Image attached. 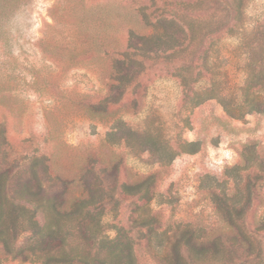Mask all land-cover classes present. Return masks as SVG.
<instances>
[{"label":"rangeland","instance_id":"rangeland-1","mask_svg":"<svg viewBox=\"0 0 264 264\" xmlns=\"http://www.w3.org/2000/svg\"><path fill=\"white\" fill-rule=\"evenodd\" d=\"M0 194L85 199L72 235L137 264H264V0H0Z\"/></svg>","mask_w":264,"mask_h":264},{"label":"trees","instance_id":"trees-1","mask_svg":"<svg viewBox=\"0 0 264 264\" xmlns=\"http://www.w3.org/2000/svg\"><path fill=\"white\" fill-rule=\"evenodd\" d=\"M90 207V202L85 199L74 200L65 209L62 203L44 198L31 201L14 194H0V253L13 260L33 264H137L128 239L99 237L98 234L104 230L97 217L91 218ZM11 214L15 215L11 229L15 230L16 225L21 227L22 220L28 225L24 228L29 234L24 246L18 245L17 238L12 241L7 238L11 229L5 222V216ZM76 215L82 216L97 230L98 236L90 246L74 237L72 233L76 228L66 223ZM65 232L67 237L63 236Z\"/></svg>","mask_w":264,"mask_h":264}]
</instances>
